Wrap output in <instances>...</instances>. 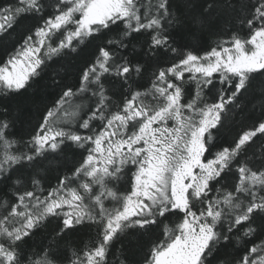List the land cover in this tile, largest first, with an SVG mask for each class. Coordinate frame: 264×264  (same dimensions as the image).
Listing matches in <instances>:
<instances>
[{
	"label": "snow or ice",
	"instance_id": "6c2138e0",
	"mask_svg": "<svg viewBox=\"0 0 264 264\" xmlns=\"http://www.w3.org/2000/svg\"><path fill=\"white\" fill-rule=\"evenodd\" d=\"M0 43V264H264V80L219 141L264 78V0H6Z\"/></svg>",
	"mask_w": 264,
	"mask_h": 264
},
{
	"label": "trees",
	"instance_id": "16d2710c",
	"mask_svg": "<svg viewBox=\"0 0 264 264\" xmlns=\"http://www.w3.org/2000/svg\"><path fill=\"white\" fill-rule=\"evenodd\" d=\"M6 0H0V5H3ZM212 39H215L213 37ZM210 42V41H209ZM11 50L10 43H0V62L6 58V53ZM79 63V62H77ZM47 80V76H45L44 80L39 81L36 85H34L33 89L30 90L29 93H26L23 97L18 99V102L21 105L25 106V116L24 119H28L29 100L32 96L35 99L40 100L43 97V101L41 103V107L44 102L51 100L57 90L52 89L51 87H46L45 81ZM264 78L257 77V79L253 82L252 88L249 90V93L246 94L245 97V105L246 108L243 112L239 109H236L233 113H231L228 118L225 120V126L221 130V134L219 137V141L221 143H231L236 137L241 135L244 131L248 130L253 123L260 116V107H259V96H260V88L262 86L261 81ZM17 101H13L16 103ZM255 105V107H253ZM35 120L32 121V126H34ZM17 134L26 135L27 132L31 131V127L27 124L22 125L17 128ZM260 141H258L259 143ZM54 182V181H53ZM69 239L75 243L77 246H82L89 242L90 236L87 234H76L75 236L69 237ZM48 237L43 233H38L34 238L33 243L35 246L39 247L42 244L47 243ZM119 247V244L117 245Z\"/></svg>",
	"mask_w": 264,
	"mask_h": 264
}]
</instances>
